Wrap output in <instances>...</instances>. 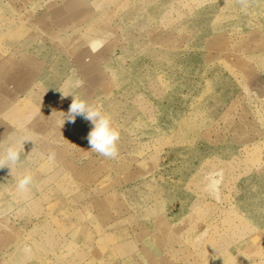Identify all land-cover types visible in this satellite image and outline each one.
Here are the masks:
<instances>
[{
  "label": "rangeland",
  "instance_id": "rangeland-1",
  "mask_svg": "<svg viewBox=\"0 0 264 264\" xmlns=\"http://www.w3.org/2000/svg\"><path fill=\"white\" fill-rule=\"evenodd\" d=\"M25 126L0 264H264V0H0V148Z\"/></svg>",
  "mask_w": 264,
  "mask_h": 264
},
{
  "label": "clouds",
  "instance_id": "clouds-1",
  "mask_svg": "<svg viewBox=\"0 0 264 264\" xmlns=\"http://www.w3.org/2000/svg\"><path fill=\"white\" fill-rule=\"evenodd\" d=\"M78 86L79 81L76 82L74 87ZM69 95L73 96V101L70 104L67 114L63 116V123L65 120L70 123H75L78 116L88 121L91 125V129L87 135L90 151L108 159H115L118 156L120 133L113 126L110 114L103 111L102 108L96 104L77 98L72 92L67 94L62 92L61 99ZM29 141H32V139L25 126L24 130L15 141L10 142L4 148H0V169L8 168L11 174L13 169L21 163V155L24 153L25 143ZM216 175L217 174L210 173L205 178L207 181L205 190L210 194L218 190L220 181L216 178ZM32 184L33 176L30 171H26L16 178V189L21 193L30 191Z\"/></svg>",
  "mask_w": 264,
  "mask_h": 264
}]
</instances>
